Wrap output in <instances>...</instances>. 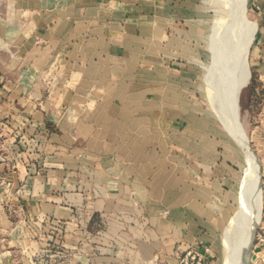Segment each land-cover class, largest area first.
<instances>
[{
    "label": "crops",
    "instance_id": "obj_1",
    "mask_svg": "<svg viewBox=\"0 0 264 264\" xmlns=\"http://www.w3.org/2000/svg\"><path fill=\"white\" fill-rule=\"evenodd\" d=\"M248 2L242 105L264 150V0ZM200 4L0 0V264L51 242L63 264H178L189 246L214 264L222 231L239 262L249 181L194 105Z\"/></svg>",
    "mask_w": 264,
    "mask_h": 264
},
{
    "label": "rangeland",
    "instance_id": "obj_2",
    "mask_svg": "<svg viewBox=\"0 0 264 264\" xmlns=\"http://www.w3.org/2000/svg\"><path fill=\"white\" fill-rule=\"evenodd\" d=\"M237 1L238 3L234 1L232 6L231 0H201L199 12L204 14L201 36L203 52L198 54L197 66L193 74L195 79L192 88V97L194 105L204 111L206 115H204V118L208 120V127H206L207 131L204 133L210 134V140L218 141L219 144H222V149H219V154L222 152L225 160L230 162V165L233 168L232 172L234 173L236 179L237 185L235 186L239 188V193L242 191L241 182L242 178H244L243 174L249 173L251 176V181H249L250 196H248V198L245 197V209L248 220L250 217H253L251 214L253 215V209L256 203V195L254 191L255 181L253 179L254 168L252 160L245 156L242 148L232 136L233 110L229 105V96L232 88L238 86L240 70L238 68L239 60L235 56L233 42L230 36L231 31L229 29V24L232 21L230 18L231 12L234 11L237 4H240V13H242L245 17V24L241 26V33L244 37L247 29L249 30L248 19L253 21V12L248 0H246L245 4L244 0ZM217 2L219 3L218 5L216 4ZM218 7L220 10H218ZM216 26L221 27L225 34H220L219 36L216 31ZM231 30L233 31V28H231ZM7 59L8 57L6 53L0 54V64L1 62L7 61ZM206 76H208L209 80L208 98L206 95V85L204 81ZM177 89L184 90V88L179 87ZM242 90L243 89H241L239 94V101L237 95L234 105L239 107L240 130L243 136L245 138L247 137L249 146L255 153L259 162L260 189L262 198L261 217L253 242V246L258 247L259 250L256 252L252 251L251 263L264 264V150L258 147L256 148L255 142L250 141L251 133L249 132L247 126L248 119L242 105ZM200 135L201 132L197 136ZM238 206L239 201L235 204V208L231 215L235 213ZM16 219H19L18 215ZM249 226L250 224H247L246 231L242 237V243L239 249V262H237V264H241V253L243 251L244 242L249 233ZM218 237V248L213 261L214 264H223L222 245L224 231H222ZM54 238L56 239V234L54 235ZM60 248H63L60 244L51 242L49 247H46L43 252L41 250H37V253L33 256V260L30 264H63L61 261L64 258V255L67 254ZM18 264H25V262L19 261Z\"/></svg>",
    "mask_w": 264,
    "mask_h": 264
},
{
    "label": "bare ground",
    "instance_id": "obj_3",
    "mask_svg": "<svg viewBox=\"0 0 264 264\" xmlns=\"http://www.w3.org/2000/svg\"><path fill=\"white\" fill-rule=\"evenodd\" d=\"M237 2V0H231V5L233 6V3ZM217 5L219 4L218 2L216 3ZM218 10L220 8L218 7ZM230 18L232 19L231 23L229 24V29L231 31V40L233 42V47H234V52L236 58L239 60V65L238 68L240 70V75H239V82L238 86L235 88H232L231 94L229 96V105L233 110L232 114V136L236 140V142L239 144V146L242 148L245 156L247 158H250L253 162V168H254V191L256 195V203L255 207L253 209V215L249 218V233L247 235V238L244 242L243 246V251L241 253V264H244V257H245V250L248 247V242L249 238L252 235L253 229L255 224L259 221L260 218V211L262 207V198H261V189H260V169H259V162L256 158V156L250 151V149L246 145V139L243 136L241 130H240V125H239V110L238 107L234 105L235 99L239 93L240 88H243L244 85L248 82L249 79V67H248V62H247V51L249 47V30L247 29L245 36L243 37L242 35V25L245 24V17L242 13H240V4H237L234 8V11L231 12ZM233 28V31L231 30ZM217 32L219 34H225L224 31L222 30L221 27L217 28ZM220 52V51H219ZM229 75V74H228ZM245 178L248 181L250 180V174L248 173L247 176L244 174Z\"/></svg>",
    "mask_w": 264,
    "mask_h": 264
},
{
    "label": "built area",
    "instance_id": "obj_4",
    "mask_svg": "<svg viewBox=\"0 0 264 264\" xmlns=\"http://www.w3.org/2000/svg\"><path fill=\"white\" fill-rule=\"evenodd\" d=\"M250 7L253 11H258L260 8L256 2ZM178 264H205L204 254L196 248L189 246L180 252Z\"/></svg>",
    "mask_w": 264,
    "mask_h": 264
},
{
    "label": "water",
    "instance_id": "obj_5",
    "mask_svg": "<svg viewBox=\"0 0 264 264\" xmlns=\"http://www.w3.org/2000/svg\"><path fill=\"white\" fill-rule=\"evenodd\" d=\"M242 88H240L239 90V93H238V101H239V94H240V91H241ZM238 110H239V107H238ZM246 136V135H245ZM246 139V145L247 147L250 149V151L255 155V153L251 150L250 146H249V142H248V139L247 137L245 138ZM256 156V155H255ZM257 158V157H256ZM258 160V159H257ZM261 213V211H260ZM260 217H261V214H260ZM259 221H260V218H259ZM259 221L255 224L254 226V229H253V232H252V235L251 237L249 238V242H248V247L246 248L245 250V257H244V264H252L251 263V253L252 251H258L259 248L258 247H254L253 246V242H254V238H255V234H256V229H257V226H258V223Z\"/></svg>",
    "mask_w": 264,
    "mask_h": 264
}]
</instances>
